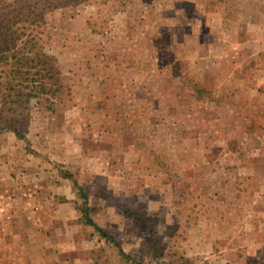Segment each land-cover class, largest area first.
Returning <instances> with one entry per match:
<instances>
[{
  "label": "rangeland",
  "instance_id": "rangeland-1",
  "mask_svg": "<svg viewBox=\"0 0 264 264\" xmlns=\"http://www.w3.org/2000/svg\"><path fill=\"white\" fill-rule=\"evenodd\" d=\"M255 1L0 0V264H264Z\"/></svg>",
  "mask_w": 264,
  "mask_h": 264
},
{
  "label": "trees",
  "instance_id": "trees-1",
  "mask_svg": "<svg viewBox=\"0 0 264 264\" xmlns=\"http://www.w3.org/2000/svg\"><path fill=\"white\" fill-rule=\"evenodd\" d=\"M6 50H8V48H6ZM13 57L17 60V63L19 64L18 67L16 69H13L11 71V73H19L21 70H22V66L24 65V57L21 56V57H18V55L16 53H14ZM43 87V86H40V88ZM23 88L24 86L23 85H16V84H9L8 87H6V89L8 90V93H3L4 94V97L6 99V97L8 96H20V97H26V100H27V97L31 96V95H36L38 94V89L39 87H35V86H32V87H28L27 89V92L25 93L23 91ZM16 90H18V93H12ZM12 102H14L15 104L18 103V102H21L18 98L14 99V100H11ZM87 223H89L90 225H92L95 229H97L102 235L106 236L107 238H110L112 240V238L107 235L106 233H104L93 221L91 218L87 217ZM117 244V243H115Z\"/></svg>",
  "mask_w": 264,
  "mask_h": 264
},
{
  "label": "crops",
  "instance_id": "crops-1",
  "mask_svg": "<svg viewBox=\"0 0 264 264\" xmlns=\"http://www.w3.org/2000/svg\"><path fill=\"white\" fill-rule=\"evenodd\" d=\"M251 2H252V6H255V5H259L260 3H257V1H255V0H251Z\"/></svg>",
  "mask_w": 264,
  "mask_h": 264
}]
</instances>
